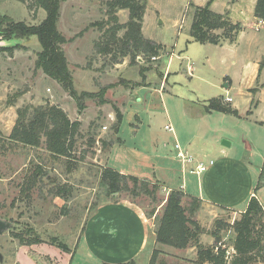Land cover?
I'll list each match as a JSON object with an SVG mask.
<instances>
[{
    "label": "rangeland",
    "instance_id": "rangeland-1",
    "mask_svg": "<svg viewBox=\"0 0 264 264\" xmlns=\"http://www.w3.org/2000/svg\"><path fill=\"white\" fill-rule=\"evenodd\" d=\"M106 1L66 0L61 5L57 26L68 40L63 48L73 75L74 86L78 92L95 94L82 98L84 108L80 111L75 101L56 81L59 86L35 68L36 53L40 50L35 35L6 40L5 32H0V48H3L0 50V220L8 224L6 231L0 235V253L3 255L0 264H69L73 256V246L86 217L92 208L104 199L98 188V177L102 169L107 167L106 157L112 145L115 150L123 146L130 154L135 151L144 154V158H149L148 154H151L153 145L147 137V124L154 121L155 112V128L158 131L156 135L160 136L161 145L162 141H169L171 137V132L163 129L167 116L171 123L182 122V109L191 101L200 103L217 92L205 82L214 72L209 70L210 63L205 61L204 56L207 55L212 62L215 60V50L209 45L202 46L190 42L188 32L194 11L193 5H205L208 0H141L145 3L143 36L161 43L166 47L167 53H161L156 59H136L134 63H130L127 57L118 58V63H111L110 55L94 52V42L101 35L97 23L107 19ZM256 2L257 0H218L213 7L211 2L210 8L217 12L221 10V13L227 12L229 15L230 8H227V5L235 4L236 8L244 10L240 12L242 15H252V7H255ZM30 3L31 0H0V25L5 17L6 24L21 21L28 25L39 24L45 17V11L30 9ZM117 16L118 21L124 23L128 19V11L119 10ZM246 18L241 19L246 25H250V18ZM251 27L253 30H248L249 32L258 31L254 29L255 25ZM261 29H264V24ZM189 42L192 59L183 57ZM172 46L176 52L174 56H170L169 61L171 73L168 85L172 88V93L160 95L157 92L161 81L160 74L168 62ZM187 66L194 67V77L188 76ZM142 68L148 69L141 73ZM125 89L131 91L130 95L125 94L126 99L120 93ZM101 98L104 102L100 101ZM46 104L62 106L72 120L80 121L82 133L96 132V142L91 147L86 143L88 136L78 139L76 159L70 164V172L67 171L63 158L54 160L44 149L10 144L8 140L17 120L18 108ZM116 108L122 114L117 133L113 128L117 125ZM210 121L214 122V125L219 124L218 119ZM133 124L140 126L137 136L132 131ZM206 130L204 127L200 129L199 138L204 141L194 140L195 145L208 153H215L214 145L222 147V141L227 139H219ZM117 135L119 141L113 142L106 152L107 148H103L99 140L109 142L116 139ZM82 150L85 151L84 158L79 160V151ZM166 150H171L173 154L177 152L172 141ZM37 165L43 167L44 175L36 176L35 180L32 172ZM29 178L33 180V185L28 183ZM60 184L71 188L69 198L62 199L52 194V190ZM168 194L169 191L164 188L157 190V204L147 196L132 199L125 193L107 199L129 200L144 212L145 209L154 207L155 212L160 214L161 201L165 200ZM188 201L190 199L184 197V203ZM142 206H145V209ZM62 211L66 214H62ZM233 216L234 214L226 209L201 206L194 217L205 229L199 242L205 246L213 245L212 236L211 244H204L206 237L215 230L218 221L229 224ZM151 219L154 224V217ZM226 230L222 228L219 232L222 243L224 240L230 243L231 233ZM32 234L36 241L26 243V237L29 238ZM20 237L23 238L19 239ZM62 243L67 244L69 250L58 246ZM156 249L159 253L154 264H196L195 247L177 249L168 245H156ZM231 255L232 251L229 257ZM88 261H91V258Z\"/></svg>",
    "mask_w": 264,
    "mask_h": 264
},
{
    "label": "crops",
    "instance_id": "crops-1",
    "mask_svg": "<svg viewBox=\"0 0 264 264\" xmlns=\"http://www.w3.org/2000/svg\"><path fill=\"white\" fill-rule=\"evenodd\" d=\"M217 2L218 0H212V7ZM227 6L230 8L229 17L232 22L242 24V30L235 41H222L216 45L201 44L212 46L216 53L212 62L207 55L204 56L205 61L210 63L209 70L214 72L205 82L216 89V94L200 103L191 101L182 109L181 123L173 121L172 124L167 116L163 129L171 132V137L169 141H162V146L160 136L156 135L158 131L155 128V112L154 121L147 124V137L153 145L151 154H148L149 158H144V154L135 151L130 154L123 146L115 150L112 145L107 153L106 166L123 174L159 182L167 191L180 190L188 198L199 199L202 207L231 211L234 214L233 221L245 211L252 196L256 197L264 210V184L256 189L264 159V29L261 27L256 32H249L248 30H253L251 26L258 21L253 13L242 15V8H236L235 4ZM242 17H249L251 24L246 25ZM190 42L194 43L192 40ZM190 45L191 43L187 45L183 55L186 59H192ZM169 51L168 62L160 74L161 81L157 89L160 95L172 93L168 79L171 73L170 56L176 53L174 46ZM187 67L188 76L194 77V67ZM129 91L125 89L120 93L126 99L125 94H131ZM215 97H222L224 102H227L225 98H231L227 103L237 114L206 112V101ZM214 119L219 120L218 125L210 121ZM139 127L133 124L132 131L135 136ZM202 127L219 139H227L229 146L214 145L215 153L200 149L194 140L204 141L199 138ZM170 141L174 146L178 145L176 154L166 150ZM179 152L190 158V161L181 159ZM209 161L212 164L200 175L191 172L197 164H208ZM199 215L200 212L197 219ZM204 242L211 244V235ZM73 247L69 264H121L129 261L149 264L156 248L154 224L139 206L129 200L113 201L104 198L86 217ZM89 258L91 261H88Z\"/></svg>",
    "mask_w": 264,
    "mask_h": 264
},
{
    "label": "trees",
    "instance_id": "trees-1",
    "mask_svg": "<svg viewBox=\"0 0 264 264\" xmlns=\"http://www.w3.org/2000/svg\"><path fill=\"white\" fill-rule=\"evenodd\" d=\"M66 0H31L29 8L43 9L45 17L37 25H28L25 22H9L2 18L0 32H5V39L24 38L35 35L40 44V50L36 53L35 68L48 78L56 81L63 90L75 101L79 111L84 108L82 98L92 97L95 94L78 92L73 83V75L68 66L63 46L68 42L65 36L58 30L61 5ZM212 0L205 5H193L194 11L189 29L191 40L199 44H219L222 41L234 42L242 29L241 23H233L227 12L218 13L210 8ZM106 21L98 24L101 35L94 42V52L111 56V63H118L119 59L128 58L134 63L138 56L151 59L158 58L165 52V47L142 34L145 3L141 0H107ZM128 11V19L124 23L118 21L117 12ZM254 16L264 21V0H257L254 7ZM6 24V26H4ZM219 31V32H216ZM120 32L121 35H120ZM3 48H0L2 50ZM148 68H142L143 73ZM255 91L254 89H252ZM103 91V90H102ZM104 102V99H100ZM206 112H222L236 115L237 112L223 101L222 97L211 98L204 105ZM117 125L114 131L117 133L122 114L115 109ZM88 136L87 146L91 147L95 142L96 132H81L79 120H70L67 113L58 105H27L17 109V120L8 137L10 144L27 146L29 148L44 149L51 159L63 158L68 172L70 164L76 159V144L78 139ZM103 148H108L119 138L109 142L99 140ZM85 151H79V160H83ZM43 167L37 165L32 172V177L42 176ZM31 176V175H30ZM31 185L32 179H28ZM264 184V159L259 174L258 186ZM28 186V185H27ZM98 188L104 198L114 197L116 194L125 193L132 199L147 196L153 203H158L157 190L162 187L159 182H151L146 178H138L132 175L120 173L112 168L105 167L99 173ZM41 189V188H40ZM55 197L66 199L70 197L71 188L66 184H60L52 190ZM185 194L180 190H171L165 200L161 201L160 214L155 208L145 209L147 217H154L156 245H168L177 249L195 247L196 264H253L264 262V210L255 196H252L245 211L232 224H215L216 228L209 234L214 238L213 245H203L199 242L200 236L205 232L194 219L196 212L201 208V202L197 198H188L184 203ZM134 203V202H133ZM160 203V202H159ZM96 206V205H95ZM94 206V207H95ZM93 207V208H94ZM66 207H63V209ZM62 214H66L62 211ZM227 229L230 243L224 240L220 242L219 232ZM226 230V231H227ZM225 236V235H224ZM31 237V239H29ZM23 237H20L21 239ZM26 237V243H32L33 234ZM227 240V239H226ZM24 241V242H25ZM64 250H69L67 244L58 245ZM233 250L231 257L226 255L227 249ZM159 253L154 249L149 264H154L155 257ZM121 264H135L133 261Z\"/></svg>",
    "mask_w": 264,
    "mask_h": 264
},
{
    "label": "built area",
    "instance_id": "built-area-1",
    "mask_svg": "<svg viewBox=\"0 0 264 264\" xmlns=\"http://www.w3.org/2000/svg\"><path fill=\"white\" fill-rule=\"evenodd\" d=\"M263 24H264V21L258 20L256 22V24H254L255 25L254 29L259 30ZM137 59L141 60L142 58H140V56H138ZM152 59H156V57H152ZM187 68L189 69V67H187ZM225 101H227V102L231 101V98L227 97V98H225ZM165 128L169 129L168 126H166ZM175 148H178L177 144L175 145ZM178 156L181 159H186L187 161H190V158H186L181 152L178 153ZM210 164H212V161H209L208 164L207 163L206 164L205 163H199L195 166V169H193L191 172L195 173L196 175H200L202 172H204L207 169L208 165H210ZM230 251L233 252V250L231 248L227 249V251H226L227 256L230 255Z\"/></svg>",
    "mask_w": 264,
    "mask_h": 264
},
{
    "label": "water",
    "instance_id": "water-1",
    "mask_svg": "<svg viewBox=\"0 0 264 264\" xmlns=\"http://www.w3.org/2000/svg\"><path fill=\"white\" fill-rule=\"evenodd\" d=\"M0 23H1V18H0ZM229 141L223 140L222 145L223 146H229ZM8 228V224L0 220V235L6 231ZM3 261V255L0 253V262Z\"/></svg>",
    "mask_w": 264,
    "mask_h": 264
}]
</instances>
